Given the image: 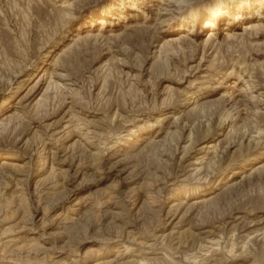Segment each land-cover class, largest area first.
Wrapping results in <instances>:
<instances>
[{
  "label": "rangeland",
  "instance_id": "1",
  "mask_svg": "<svg viewBox=\"0 0 264 264\" xmlns=\"http://www.w3.org/2000/svg\"><path fill=\"white\" fill-rule=\"evenodd\" d=\"M0 264H264V0H0Z\"/></svg>",
  "mask_w": 264,
  "mask_h": 264
}]
</instances>
